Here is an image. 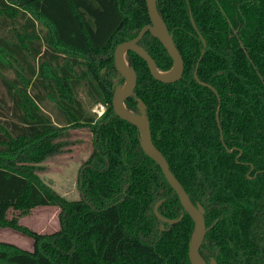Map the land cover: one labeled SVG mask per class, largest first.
Masks as SVG:
<instances>
[{
	"label": "trees",
	"instance_id": "16d2710c",
	"mask_svg": "<svg viewBox=\"0 0 264 264\" xmlns=\"http://www.w3.org/2000/svg\"><path fill=\"white\" fill-rule=\"evenodd\" d=\"M156 7L182 76L157 80L128 50L136 85L124 104L136 111L137 98L144 103L155 147L203 205L201 257L264 264V0H156ZM147 23L145 0H0V227L33 238L31 250L0 240V264H191L193 220L137 128L111 106L122 82L112 85L114 48ZM139 44L160 69L172 66L149 32ZM95 103L106 106L97 118ZM80 125L91 132V149L78 171L79 196L67 198L37 171ZM161 199L162 216L182 214L163 230L154 214ZM46 205L58 208L49 233L7 217L9 209Z\"/></svg>",
	"mask_w": 264,
	"mask_h": 264
},
{
	"label": "water",
	"instance_id": "95a60500",
	"mask_svg": "<svg viewBox=\"0 0 264 264\" xmlns=\"http://www.w3.org/2000/svg\"><path fill=\"white\" fill-rule=\"evenodd\" d=\"M145 4L150 23H147L139 30H136L137 33L133 38L121 41L116 44L113 51L114 66L123 80L114 86L111 97V106L117 116L132 123L137 128L139 132L140 144L144 152L159 165L167 182L176 192L183 210H185L193 220V230L188 248V257L190 263L206 264L204 259L199 254V248L207 230L204 219L205 209L203 205L199 202L193 203L190 200L187 192L172 173L166 158L155 147L152 140L148 119L145 113L144 103L139 98H137L136 111L128 109L124 104L126 98L134 95V88L136 85V74L125 58L126 51L132 50L142 57L145 60L151 75L157 80L163 82L175 81L182 76L183 72L182 57L172 40L170 32L167 30L165 23L157 11L156 0H145ZM146 32H149L152 36L157 38L166 49L172 60V66L169 69H160L155 64L151 55L138 43L140 38ZM171 70H173V73L170 76H165L160 73V71L168 72ZM194 78L198 79L196 71H194ZM211 88L214 90L213 87ZM161 201L162 199L156 202L154 205V213L162 221L160 224V230H163L165 228L164 223L172 224L178 221L182 217V214H180L179 217L175 219L162 216L158 211V205ZM210 262L211 264L216 263L214 258H211Z\"/></svg>",
	"mask_w": 264,
	"mask_h": 264
},
{
	"label": "rangeland",
	"instance_id": "374dc122",
	"mask_svg": "<svg viewBox=\"0 0 264 264\" xmlns=\"http://www.w3.org/2000/svg\"><path fill=\"white\" fill-rule=\"evenodd\" d=\"M80 97L83 96L80 95ZM100 105L95 103L89 108L90 112L95 114V118L98 117ZM69 132L66 138L67 143L63 145L62 151L41 161L42 167L37 173L43 182L60 194L67 198H77L79 196L77 175L91 149V132L85 125L71 128ZM57 211L58 208L54 205L35 206L25 214L9 209L7 217H16L21 226L36 233H49L58 228ZM0 240L13 242L28 250H31L33 246L31 236L11 227H0Z\"/></svg>",
	"mask_w": 264,
	"mask_h": 264
},
{
	"label": "flooded vegetation",
	"instance_id": "af4514ba",
	"mask_svg": "<svg viewBox=\"0 0 264 264\" xmlns=\"http://www.w3.org/2000/svg\"><path fill=\"white\" fill-rule=\"evenodd\" d=\"M132 38H133V37H132ZM140 39H141V38H140ZM138 43H139V42H138ZM104 71H105V68H103L101 72L103 73ZM111 78H112V85L114 84V80H115V79H116V80H115V83H118L119 80H123L122 77L118 74L117 70H116V73H115L114 75H111ZM126 99H127V98H126ZM100 106H101V109H100V110H102V112H103V111L105 110L106 106H104V105H102V104H101ZM102 106H103V107H102ZM100 115H101V114H100ZM100 115H99V116H100ZM154 214H155V213H154ZM204 236H205V235H204ZM203 239H204V238H203ZM202 242H203V241H202ZM201 244H202V243H201ZM199 249H200V248H199ZM211 258H212V257H209V259H208L207 262L204 260V261L206 262V264H211V262H210ZM215 264H216V263H215Z\"/></svg>",
	"mask_w": 264,
	"mask_h": 264
},
{
	"label": "bare ground",
	"instance_id": "6f19581e",
	"mask_svg": "<svg viewBox=\"0 0 264 264\" xmlns=\"http://www.w3.org/2000/svg\"><path fill=\"white\" fill-rule=\"evenodd\" d=\"M160 73L163 74V75H165V76H170L173 73V70L168 71V72L160 71Z\"/></svg>",
	"mask_w": 264,
	"mask_h": 264
},
{
	"label": "built area",
	"instance_id": "2783aa9c",
	"mask_svg": "<svg viewBox=\"0 0 264 264\" xmlns=\"http://www.w3.org/2000/svg\"><path fill=\"white\" fill-rule=\"evenodd\" d=\"M99 114H98V116L102 113V110H99V112H98Z\"/></svg>",
	"mask_w": 264,
	"mask_h": 264
}]
</instances>
